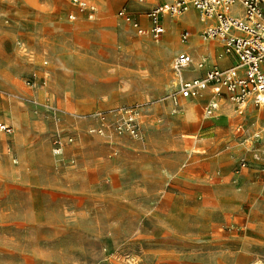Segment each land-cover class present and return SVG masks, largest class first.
Listing matches in <instances>:
<instances>
[{"label": "rangeland", "instance_id": "rangeland-1", "mask_svg": "<svg viewBox=\"0 0 264 264\" xmlns=\"http://www.w3.org/2000/svg\"><path fill=\"white\" fill-rule=\"evenodd\" d=\"M86 1L0 0V264H264V107L182 97L172 65L221 42Z\"/></svg>", "mask_w": 264, "mask_h": 264}, {"label": "built area", "instance_id": "built-area-1", "mask_svg": "<svg viewBox=\"0 0 264 264\" xmlns=\"http://www.w3.org/2000/svg\"><path fill=\"white\" fill-rule=\"evenodd\" d=\"M75 2L81 10L88 11L90 18L95 17L96 5L86 0ZM192 9L203 24L201 39H218L223 48L221 55L234 56L236 63L227 68L217 64L207 67L206 58L195 62L192 53L179 51L172 65L178 74L180 95L197 97L209 90L212 108L217 107L225 94L244 106L251 100L264 107V0H166L146 11V26L138 22L126 8L120 9L117 15L130 22L139 34H151L158 38L165 30L163 20L166 15L174 17ZM77 16L75 12L68 14L71 20L77 19ZM192 34L191 30L184 29L181 40L188 42ZM196 69H203L204 74L194 77L184 75V72L192 73ZM134 120L135 116H131L130 121ZM1 128L11 131L8 125H2Z\"/></svg>", "mask_w": 264, "mask_h": 264}, {"label": "crops", "instance_id": "crops-1", "mask_svg": "<svg viewBox=\"0 0 264 264\" xmlns=\"http://www.w3.org/2000/svg\"><path fill=\"white\" fill-rule=\"evenodd\" d=\"M164 1H166V0H164ZM164 1H161V2H158V3H162V2H164ZM158 3H156V4H158ZM155 4V5H156ZM155 5H153V6H155ZM152 6V7H153ZM151 8V7H150ZM70 13V12H69ZM197 12L195 11V10H192V12H190L189 14H188V16H187V18H186V21L187 22H191V23H193V24H195L196 26H198L199 28L202 26V24H201V22H199V21H197V23H196V20H197V18H194L193 17V15L192 14H195L196 16H197V14H196ZM116 15H117V13H116ZM165 20H166V16L164 17V20H163V23L165 24ZM221 44V43H220ZM216 46H218L217 44H214V45H209L208 47H205V48H207L206 50H207V52L212 56V58H214L213 59V62H209V64L207 65V67L208 66H210L211 64H217L219 67H222V68H227V67H230V66H232V65H234L235 63H236V60H235V58H234V56H224V55H221V54H219V56L217 57V59H216V57L215 56H213V52H214V48L216 47ZM221 46H222V44H221ZM188 48H184V49H182V50H186V51H188V52H190V53H192L193 54V56H194V58H195V50L191 47V46H187ZM182 50H180V51H182ZM179 52V51H178ZM177 52V53H178ZM176 53V54H177ZM175 54V55H176ZM230 63H232L231 65H229ZM204 74V70L203 69H196L195 71H193L192 73H189V72H184V75L186 76V77H194V76H200V75H203ZM205 92H209V95H210V97H211V94H210V91L209 90H206V91H204V93ZM203 93V94H204ZM202 94V95H203ZM201 95V96H202ZM189 98H194V97H189Z\"/></svg>", "mask_w": 264, "mask_h": 264}, {"label": "bare ground", "instance_id": "bare-ground-1", "mask_svg": "<svg viewBox=\"0 0 264 264\" xmlns=\"http://www.w3.org/2000/svg\"><path fill=\"white\" fill-rule=\"evenodd\" d=\"M200 22V21H199Z\"/></svg>", "mask_w": 264, "mask_h": 264}]
</instances>
